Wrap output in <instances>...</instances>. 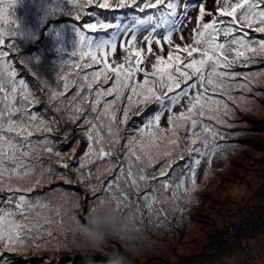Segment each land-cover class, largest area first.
Masks as SVG:
<instances>
[{
    "label": "rangeland",
    "instance_id": "374dc122",
    "mask_svg": "<svg viewBox=\"0 0 264 264\" xmlns=\"http://www.w3.org/2000/svg\"><path fill=\"white\" fill-rule=\"evenodd\" d=\"M208 4L211 8L212 0H208ZM26 5L37 6L28 0ZM61 7H58V0H47L40 5L33 12V17L42 23V29L45 26L44 30L36 34L33 43H22L11 48L16 55L12 60L18 63L17 69L15 67L17 76L23 77L36 101L30 107L43 113L47 125L54 129L51 133L34 132L33 140L41 136L52 137L54 142L49 146L60 151L61 156L48 154L43 147H39L30 157L24 158V164L32 168V175L15 180L13 186L21 185L33 201L39 200L48 207H37L26 217H17L31 228V234L41 246L12 254L8 264H26L29 258H34L30 264H40L42 258L43 264H49L50 261L52 264H106L109 260L114 264H264V69L257 72L253 68L249 73L256 77L249 81L252 91L232 85L231 91L236 93V114L229 117L234 121L232 126L229 128L224 125L223 128L225 131L244 134L226 135L224 140L227 143L218 141L221 148L211 165L202 163L199 166L195 190H184L191 189L190 183H186L183 188L175 187L184 178L178 175L181 170L177 168L167 177V180L173 181L171 192H174V196L162 187L165 178L161 177L159 183H141L140 195L130 196L117 209L116 197L119 193L122 197L128 185L123 179L117 181L118 187L108 189L106 185L120 175L119 167H126L122 163L127 148L125 137L131 139L138 136L144 118L137 114L133 98L128 123L120 125L119 138L116 136V125H112L113 135L109 136L107 127L110 122L103 120L104 127L100 130L102 145L98 143L96 147L110 148L113 156L111 160L88 163V147L92 142L78 126L79 121H69L63 110L71 102L74 90L82 83L77 78L81 70L72 67L73 63H79L78 56L73 57L72 53L78 44L77 25H82L89 18L83 17L76 21ZM69 7L66 5V8ZM103 15L116 24L120 31L127 29L125 35L135 33L136 38L141 39L148 34L142 31L148 27V23L137 11L125 9L114 13L104 12ZM192 15L194 10H190L189 20ZM21 20L27 23L22 16ZM8 26L5 21V27ZM195 27L197 24L192 21L183 30L185 40L189 43ZM120 31L111 32L110 38L119 37ZM156 31L163 33L162 29ZM26 36L27 30L22 27L17 38ZM173 40L179 44L185 42L178 37ZM7 53V56L12 55ZM122 57L123 53L118 50L115 60L119 62ZM153 60L154 56H146L145 66L149 71ZM254 63L256 66L264 64V56ZM65 76L69 84L67 100L52 98V92L64 91ZM241 93L248 99H243ZM120 106L121 102H117L118 117ZM57 107L62 111H57ZM215 107L212 105L213 110ZM145 109H154V106L144 104L140 107V111ZM180 111V106H177L176 112ZM213 114L214 111L209 113ZM94 115L89 113L90 118ZM241 120L244 122L240 123ZM204 122L209 125L213 123L207 117ZM160 124L163 128L169 127L166 119H162ZM197 131L201 132V129L197 128ZM179 133H184L182 126ZM173 138L169 133L157 147L149 146V139L145 137V151L140 153L142 160L133 168V172L139 174L138 170L144 168L148 173L158 175L165 153L174 152L178 155L175 146L169 143ZM200 138H204L202 132ZM76 149H79V153L72 164H77V160L85 162V176L80 179L73 168V178L64 181L55 173L67 171L59 168L61 160L67 162ZM209 151H212L211 141ZM49 168L53 171L52 176L48 175ZM89 169L92 170L91 178L87 175ZM35 181H40L38 187H35ZM69 187L70 190L66 191ZM144 193L157 197L151 211L147 210L142 199ZM7 195V191L0 193V201L3 202L0 206L8 207L5 199ZM100 215H111L114 224L106 232L100 246L93 247L85 242L82 228L90 226L91 218Z\"/></svg>",
    "mask_w": 264,
    "mask_h": 264
},
{
    "label": "snow or ice",
    "instance_id": "6c2138e0",
    "mask_svg": "<svg viewBox=\"0 0 264 264\" xmlns=\"http://www.w3.org/2000/svg\"><path fill=\"white\" fill-rule=\"evenodd\" d=\"M15 3L16 0H7V3L0 0V193H8L5 197L8 207L0 206V264H8L12 254L41 246L31 234V228L17 219L26 217L37 207H48L39 200L33 201L21 185L13 186L15 180L32 175V168L24 164V158L30 157L39 147H43L48 154L61 156L60 151L49 146L54 142L52 137L41 136L33 140L34 132L51 133L54 129L47 125L43 113L30 107L36 103L33 93L25 80L18 79L15 67L8 62L7 53L2 50L6 37L13 40L8 45L11 48L15 47L14 41L19 34V25L12 11ZM60 6L76 21L89 18L82 25L76 24L78 44L72 53L73 57L78 56L79 63H73L72 67L81 70L77 78L82 83L74 90L71 102L63 110L69 121H79L78 126L92 142L88 147V163L111 160L113 156L110 148L96 147L98 143L102 145L100 130L104 127L103 120L110 122L107 127L109 136L113 135L112 125H116V136L119 138L120 125L128 123L133 98L137 114L144 118L139 135L131 139L125 137L127 148L122 163L126 167H119L120 175L106 185L108 189L118 187L117 181L121 179L128 185L121 201L117 202V209L130 196L140 195L141 183H159L161 177L165 178L162 187L174 196L171 192L173 181L167 180V177L177 168L181 170L178 175L184 178L175 187L183 188L190 183L191 189L184 190H195L199 166L202 163L211 165L221 148L218 141L227 143L224 140L226 135L244 134L225 131L223 126L230 128L234 121L229 117L236 114V93L231 91L232 85L252 91L249 81L256 77L249 73L253 68L257 72L264 69V64L256 66L254 63L264 56V0H212L211 8L208 0H58ZM125 9L141 14V18L148 23V27L142 29L147 35L141 39H137L135 33L125 35L127 29L120 31L103 15L104 12ZM190 10H194L191 20L188 19ZM8 17L13 18L9 20ZM5 21L9 27H5ZM192 21L197 27L193 29L189 43L183 30ZM156 29H162L163 33ZM114 31H120L119 37L110 38V33ZM174 37L185 42L174 43ZM118 50L123 53L119 62L115 60ZM146 56H154L151 71L145 66ZM85 69L90 71H83ZM63 79L64 91L52 92V98L67 100L68 77ZM241 96L248 99L242 93ZM117 102H121L119 117L116 115ZM144 104H152L154 109L140 111ZM212 105L216 106L214 110ZM177 106L181 108L179 113L176 112ZM57 111L62 110L57 107ZM213 111L215 114L209 115ZM89 113L95 115L90 118ZM205 117L213 123H205ZM162 119L167 120L168 128L161 127ZM181 126L184 128L183 135L179 133ZM197 128L204 134L203 139ZM169 133L174 137L169 143L175 146L178 155L165 153L158 175L150 174L144 168L138 170L139 174L133 172L142 160L140 153L145 151L144 138L149 139V146L158 147ZM77 153L79 149L73 151L67 162L61 160L59 168L67 171H57L55 175L61 176L64 181L71 180L72 169L75 168L76 175L83 179L85 162L77 160V164H72V160L77 159ZM48 175H53L51 168ZM87 175L92 177L91 169ZM39 183L35 181V187ZM65 190H70V187ZM142 199L148 211L157 202V197L148 193H144ZM31 259L34 258H29L26 264H30ZM43 259L40 264H43Z\"/></svg>",
    "mask_w": 264,
    "mask_h": 264
},
{
    "label": "trees",
    "instance_id": "16d2710c",
    "mask_svg": "<svg viewBox=\"0 0 264 264\" xmlns=\"http://www.w3.org/2000/svg\"><path fill=\"white\" fill-rule=\"evenodd\" d=\"M26 1L27 0H16V3L14 4L13 10H12L13 14H14V18H15V20L17 21V23L19 25L18 32L19 33L21 32L22 27L26 28V30H27V36L26 37H24L23 39H18L17 37L15 38V41H14L15 42V47L18 46L19 44H22V43H24V44L33 43V40H35L34 38H35L36 34L39 33L41 30L43 31L44 28H45V26H44V28L42 29V23L39 22L37 19H34L33 12H35L40 5L42 6L43 3H46L47 0H28L30 2H33L34 4H37V6H33L32 5V6H29V7H28V5H26ZM5 2L7 3V0H5ZM17 4H19V5H17ZM65 7H66V5H65ZM19 10H22L21 14L19 13ZM21 16L23 18H26L27 23L25 22V20H23V21L21 20L20 21ZM12 18L13 17H8L9 20L12 19ZM52 33L54 34L55 32H52ZM39 41L40 40H38L37 42H39ZM12 43H13V40L11 38H7L6 37L5 45L2 46V50L5 51L6 53L7 52H10V54L12 53L11 56L10 55L7 56V59H8V62L12 63L13 67H16V69H17V66H18L17 64L18 63L14 62L12 60V57L16 56V55H15L14 51H11V48L13 49L15 47H11V48L8 47V45H10ZM23 65L26 67V64L23 63ZM17 77H18V79H23L22 76H20V77L17 76ZM119 195H120V193L116 197L117 202L119 201V199L122 198Z\"/></svg>",
    "mask_w": 264,
    "mask_h": 264
},
{
    "label": "clouds",
    "instance_id": "9594fccd",
    "mask_svg": "<svg viewBox=\"0 0 264 264\" xmlns=\"http://www.w3.org/2000/svg\"><path fill=\"white\" fill-rule=\"evenodd\" d=\"M114 219L111 215L94 216L90 220V226L82 228V236L85 242L93 247H99L106 232L113 226ZM106 264H114L109 260Z\"/></svg>",
    "mask_w": 264,
    "mask_h": 264
}]
</instances>
